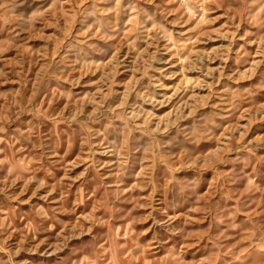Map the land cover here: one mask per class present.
Instances as JSON below:
<instances>
[{
	"label": "rangeland",
	"instance_id": "rangeland-1",
	"mask_svg": "<svg viewBox=\"0 0 264 264\" xmlns=\"http://www.w3.org/2000/svg\"><path fill=\"white\" fill-rule=\"evenodd\" d=\"M0 264H264V0H0Z\"/></svg>",
	"mask_w": 264,
	"mask_h": 264
},
{
	"label": "bare ground",
	"instance_id": "bare-ground-1",
	"mask_svg": "<svg viewBox=\"0 0 264 264\" xmlns=\"http://www.w3.org/2000/svg\"><path fill=\"white\" fill-rule=\"evenodd\" d=\"M174 64H176V63H174ZM211 69H212V68H211ZM186 79H188V78H186ZM176 92H177V91H176ZM168 97H171V94H170V95L168 94ZM159 102H163V101H159Z\"/></svg>",
	"mask_w": 264,
	"mask_h": 264
}]
</instances>
